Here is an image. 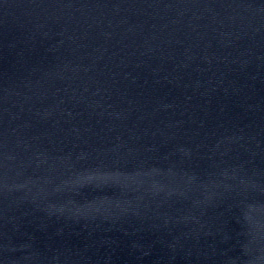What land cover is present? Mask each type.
<instances>
[{
    "label": "water",
    "instance_id": "1",
    "mask_svg": "<svg viewBox=\"0 0 264 264\" xmlns=\"http://www.w3.org/2000/svg\"><path fill=\"white\" fill-rule=\"evenodd\" d=\"M0 264H264V0H0Z\"/></svg>",
    "mask_w": 264,
    "mask_h": 264
}]
</instances>
